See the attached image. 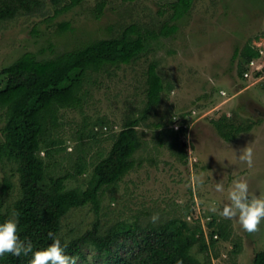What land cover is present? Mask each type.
I'll list each match as a JSON object with an SVG mask.
<instances>
[{
	"label": "rangeland",
	"instance_id": "1",
	"mask_svg": "<svg viewBox=\"0 0 264 264\" xmlns=\"http://www.w3.org/2000/svg\"><path fill=\"white\" fill-rule=\"evenodd\" d=\"M42 1L45 8L40 13L19 11L0 20V71L26 51L47 59L115 36L131 23L157 29L169 19L174 0H106L100 17L95 15V0L61 14H55L51 0ZM63 22H69L70 29L59 33ZM178 24L173 36L151 40L131 63L89 74L83 110H61L59 134L65 149L49 159L44 148L39 152L49 173L41 186L51 195L77 187L97 189L95 202L71 205L61 217L62 242L97 225L101 231L113 227L122 232L129 226L157 232L176 230L185 221L186 235H193L195 242L177 264H253L254 254L264 249V220L248 232L237 217L225 218L220 210L230 203L227 193L236 179L246 180L251 193L264 194V59L243 77L237 71L239 59H234L236 49L248 41L264 45V0H195ZM152 63L166 87L149 114V125L141 122L137 127L142 146L132 157L135 164L118 179H100L102 160L110 154L115 135L125 122L144 114ZM3 83L0 75V86ZM230 118L250 128L227 141L213 121ZM157 122L164 126H154ZM4 124L0 118V140ZM82 133L89 136L80 138ZM172 139L185 148L184 158L179 144L169 147ZM249 151L250 162L240 158ZM14 168L15 164L0 161V196L6 208L21 196ZM5 178L12 188L4 195ZM217 182L223 183V192L215 190ZM212 219L215 226L209 224ZM119 240L121 253L130 254L142 245L145 234L128 239L120 234ZM82 251L76 264L108 263V255L92 242Z\"/></svg>",
	"mask_w": 264,
	"mask_h": 264
},
{
	"label": "trees",
	"instance_id": "2",
	"mask_svg": "<svg viewBox=\"0 0 264 264\" xmlns=\"http://www.w3.org/2000/svg\"><path fill=\"white\" fill-rule=\"evenodd\" d=\"M86 1L89 0H51L55 14L69 11ZM95 1V15L100 17L107 1ZM194 1H172L169 19L162 22L157 29L137 22L131 23L122 27L115 36L95 39L47 59H39L36 53L26 51L0 71L4 78L3 86H0V118L5 123L2 127L3 139L0 140V161L15 164L21 195L7 208L0 196V222L9 218L15 219L18 222L20 238L31 239L34 251L45 248L52 242L50 232L60 238L61 217L69 206H84L96 201L97 189L77 187L65 193L51 195L41 186L49 173L47 160L39 152L44 148L49 159L65 149V141L59 134L63 125L61 110H83L85 84L90 73H99L107 66L129 64L147 49L151 40L173 36L179 30L178 22L190 13ZM44 8L45 3L42 0H0V20L12 17L19 11L40 13ZM69 29L70 23L63 22L58 32L63 33ZM261 56L260 48L254 46L252 41L246 42L241 49H236L234 59H239V76L243 77L250 69L254 72L255 69L249 65V61L257 60ZM243 57L246 58L245 61L242 60ZM260 71L257 70L256 75H260ZM147 84L144 114L141 118L125 122L115 135L110 154L102 160L100 179H118L135 164L132 157L142 146L137 127L141 122L149 125L146 122L149 114L161 102L166 87L154 63L149 67ZM213 122L218 133L227 141L234 140L240 132L250 128H243L231 118ZM153 125L164 126L160 122ZM180 130L185 128L181 127ZM88 136L82 133L79 137ZM177 144L180 145L183 153L181 157L184 158L185 148L178 139H172L169 147L173 148ZM80 173L83 174V171ZM50 179L56 180L51 175ZM10 188L11 182L5 178L2 194H7ZM209 224L215 226L217 223L212 219ZM187 228L185 221L176 230L157 232L129 226L122 229V232H116L113 227L101 231L97 225L93 231L67 242L66 251L79 259L83 255L84 245L92 242L97 250L108 255L107 264H177V258L188 256L190 247L195 242L193 235H186ZM120 234H124L127 239L145 234V241L134 252L123 254V244L119 242ZM203 248L207 249L208 246L204 244ZM30 260L31 253L27 256H13L11 253L0 256V264H30ZM252 261L253 264H264V249L257 251Z\"/></svg>",
	"mask_w": 264,
	"mask_h": 264
},
{
	"label": "clouds",
	"instance_id": "3",
	"mask_svg": "<svg viewBox=\"0 0 264 264\" xmlns=\"http://www.w3.org/2000/svg\"><path fill=\"white\" fill-rule=\"evenodd\" d=\"M250 151L241 154V159H249ZM217 192L224 191L221 182L215 184ZM229 204H225L220 210V215L225 218L237 217L241 227L254 232L259 223L264 220V194H253L249 191L246 180L236 179L228 190ZM212 211H217L213 207ZM155 215L153 220H155ZM18 222L9 218L0 222V256L11 253L13 256H27L31 253L30 264H76L77 256L70 255L66 250L67 242H62L58 236L49 233L52 242L45 248L34 251L31 239H21L17 231ZM91 260V257H89Z\"/></svg>",
	"mask_w": 264,
	"mask_h": 264
},
{
	"label": "built area",
	"instance_id": "4",
	"mask_svg": "<svg viewBox=\"0 0 264 264\" xmlns=\"http://www.w3.org/2000/svg\"><path fill=\"white\" fill-rule=\"evenodd\" d=\"M263 46H264V45H262V46L259 45V46H258V47L260 48V52H261V55H262V56H261L260 58H258L257 60H250V61H249V65H250L252 68L256 67V62H257V61L264 59V48H263ZM263 65H264V64H262V66H263ZM262 66H261V67H262ZM254 69L256 70V68H254ZM257 69H259V68H257ZM245 75H246V76H249V75H250L249 71H246Z\"/></svg>",
	"mask_w": 264,
	"mask_h": 264
},
{
	"label": "crops",
	"instance_id": "5",
	"mask_svg": "<svg viewBox=\"0 0 264 264\" xmlns=\"http://www.w3.org/2000/svg\"><path fill=\"white\" fill-rule=\"evenodd\" d=\"M259 45H261V44H259ZM259 45H257L256 47H258Z\"/></svg>",
	"mask_w": 264,
	"mask_h": 264
}]
</instances>
